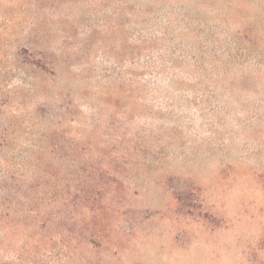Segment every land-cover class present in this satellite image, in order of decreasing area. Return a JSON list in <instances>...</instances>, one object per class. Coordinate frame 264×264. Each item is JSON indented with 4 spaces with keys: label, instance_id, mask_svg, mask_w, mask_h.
I'll use <instances>...</instances> for the list:
<instances>
[{
    "label": "rangeland",
    "instance_id": "1",
    "mask_svg": "<svg viewBox=\"0 0 264 264\" xmlns=\"http://www.w3.org/2000/svg\"><path fill=\"white\" fill-rule=\"evenodd\" d=\"M0 264H264V0H0Z\"/></svg>",
    "mask_w": 264,
    "mask_h": 264
}]
</instances>
